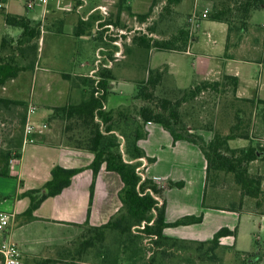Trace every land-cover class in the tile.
<instances>
[{
	"label": "crops",
	"instance_id": "obj_1",
	"mask_svg": "<svg viewBox=\"0 0 264 264\" xmlns=\"http://www.w3.org/2000/svg\"><path fill=\"white\" fill-rule=\"evenodd\" d=\"M230 1L232 0H187L185 3V0H179L168 4L166 0H48L46 4L39 2L34 8L28 9L22 0H0V8H4L6 13L25 16L29 25L23 32V28L8 25L4 17L0 30V43L3 35L10 38L14 47L9 50L12 51L14 62L26 66L16 76L0 85V98L6 100L0 102V117L10 118V121L0 120V128L8 125L14 128L18 123L21 126V137L19 133L13 132V137L7 138L11 155L19 152L20 156L8 163L7 175H0V209L13 213L11 223L5 230L0 231V239H12L21 249L22 261L29 256L38 258L53 255L58 246L68 244L81 231V223L86 220L93 225L105 223L121 205L118 191L123 185L118 172L102 166L94 178L90 201L93 172L89 164L94 154L87 149L69 145L64 128L57 132L47 127L35 134L34 142L23 143L28 104L36 105V111L30 115V119L35 122H47L48 116L53 112V106L77 102L87 93L86 84L80 87L82 92H79L77 87L71 89L68 84L67 92L64 93L65 87L55 83V79L63 84L65 81H72L75 75L95 77L93 71L98 60L110 68L114 76L107 81L105 108L128 104L136 93V82L133 76L118 78L115 75L113 61L118 59V50L122 52L123 49L133 48V35L147 33L146 28L155 20L156 15V30L153 34L147 33L148 35L167 38L169 34L177 33L181 29H188L190 32L187 50L170 52L187 53L192 41L198 39L194 34L201 26L209 39L210 28L217 26L225 30V50L228 30L226 22L212 20L208 16L200 18L198 26L194 28L188 17L193 12L199 14L205 9L209 10L210 14L213 9ZM257 9L251 11L240 40L230 36L228 52L232 56H225L224 51L225 58H238L241 63L257 62L264 65V23L254 24L251 21ZM193 29L195 30L192 31ZM37 31L39 35L35 34ZM47 36L52 38L51 42H55L57 46L65 42L69 43V46L74 44L87 50L83 54V61L79 63L80 66H71L70 63L69 70L64 68L56 71L53 69V60L59 58L47 55L43 59L44 62L39 61L42 60L39 49H44ZM89 36L95 39V46L88 42ZM90 47L93 50L90 51ZM258 49L260 52L257 56L241 54L243 51L256 52ZM89 52L91 53L88 54ZM74 58L75 56L71 55L64 60ZM87 60H95V66H89ZM62 63L68 64L66 61ZM162 64L168 66L167 77L170 83L164 80L165 83L183 87L178 85L177 73L171 70L170 65ZM130 72L133 73L132 67ZM222 74L237 76V96L264 98L260 93L263 85L260 86V91L254 90L250 83L242 79L238 70L231 71L223 67L217 69L214 76L202 77L199 80L217 79ZM114 81L122 82L130 91L135 89V93L132 92L123 98L117 96L114 91L117 83L114 85ZM63 94L65 100L60 102L59 98ZM146 129L148 134L139 140V145L147 156L154 157V161L148 162L146 157H142L141 166L146 176H158L159 179L155 181L165 186L162 196L158 197L160 204L164 203L165 220L172 222L188 214L202 215L200 222L167 226L163 229V234L180 239L206 241L211 239L219 228L227 227L231 233L220 237L219 246H227L228 249L233 247L236 253L243 254L264 248V173L251 171L253 167H257L258 160L261 159L264 163V159L259 156L246 164L250 174L262 176L260 187L263 192L255 197L242 195L240 186L235 181L238 188L235 191L237 194L233 195L231 191L235 190V184L233 187L230 180L229 184L223 180L225 175L232 173L214 170L207 176V159L197 144L187 139L174 141L171 133L160 123L150 121L146 124ZM70 133L69 131L68 134ZM234 139L237 142L232 145ZM234 139L228 141L229 146L233 148L249 144L254 146L257 141L255 138ZM241 139L245 141H240ZM258 141L264 146V139ZM56 164L83 169L72 176L71 183L61 192L47 196L41 201L33 211L34 219L25 220L20 214L28 207L30 198L24 192L32 188H42L50 179L51 169ZM168 181H182L183 185L170 186L167 185ZM42 191L46 189L42 188ZM249 258L250 256L247 259ZM33 259L35 258L28 260L27 264H33Z\"/></svg>",
	"mask_w": 264,
	"mask_h": 264
},
{
	"label": "trees",
	"instance_id": "obj_2",
	"mask_svg": "<svg viewBox=\"0 0 264 264\" xmlns=\"http://www.w3.org/2000/svg\"><path fill=\"white\" fill-rule=\"evenodd\" d=\"M179 0H166L171 4ZM236 2V4H234ZM264 0H232L213 9L208 15L212 20L224 21L228 24L227 44L225 56L231 57L230 36L240 40L242 30L247 27L251 11L260 8ZM5 22L8 25L29 28L25 16L6 13ZM156 20L146 28V32H155ZM264 28V26H262ZM147 33L134 34V46L129 51L146 53L145 60H140L139 67L146 70V77L136 83V93L128 104H121L115 108L106 109L107 81L113 78L111 69L102 65L97 68L95 77L79 76L87 85L86 95L77 102L58 106L55 112L65 115L66 141L69 145L91 151L94 157L89 164L93 172L90 186V201L93 194L94 178L99 169L104 166L107 170L119 173L123 185L118 191L121 205L110 218L102 224L93 225L88 220L81 223L83 232L70 243L58 246L53 255L33 259V264H80L93 248L103 245L107 236H113V243L107 246L110 260L100 264H118L123 258L124 251L135 245L141 250L139 239L147 237L153 247L149 263L153 264L154 252L161 250L165 253L180 242L196 244V251H215L220 245V237L231 233L227 227L219 228L213 237L206 241H195L169 237L163 234L167 226L185 225L200 222L202 215H184L175 221L165 220L164 203L160 204L158 197L162 196V186L153 178L145 175L141 166V158L148 162L154 157L147 156L139 145V140L148 134L146 124L150 121L160 123L167 129L173 140L187 139L199 146L207 159V176L214 170L232 173L240 186L242 195L255 197L261 190V175H252L246 164L257 157L264 159V146L260 144L243 147H230L228 141L234 138L252 139V123L254 112L258 105H262L264 112V98L240 97L236 95L238 78L232 74H222L217 79H202L187 87H177L166 84L168 75L167 64L151 68L149 66V51H186L190 40L188 29H181L177 33L169 34L167 38H156ZM39 35V31L35 33ZM12 40L2 36L0 43V85L26 68L14 62ZM10 49V50H9ZM8 50V52H6ZM11 53V54H10ZM211 89L223 95V106L217 111L213 123V135L205 140L200 134L192 131L191 126L183 117L182 108L186 103L198 96L202 91ZM6 101L0 98V102ZM71 132L68 134V132ZM21 137V134L19 133ZM20 156L19 152L14 153ZM11 150H0V175H7ZM83 167H64L56 164L51 169V177L42 188H32L24 193L29 196L28 207L20 214L25 220L34 219L33 211L41 201L50 195H55L71 183V178ZM167 185L182 186V181H168ZM145 245V243L143 242ZM138 245V246H137ZM140 247V248H139ZM133 258L129 255L127 258ZM244 259V258H243ZM247 258L244 259V263ZM22 264H27L26 262Z\"/></svg>",
	"mask_w": 264,
	"mask_h": 264
},
{
	"label": "rangeland",
	"instance_id": "obj_3",
	"mask_svg": "<svg viewBox=\"0 0 264 264\" xmlns=\"http://www.w3.org/2000/svg\"><path fill=\"white\" fill-rule=\"evenodd\" d=\"M2 1V0H1ZM187 0H185L186 3ZM236 4V2H234ZM6 15V10L4 8H0V30L2 29L1 25L3 24V18ZM153 15V14H152ZM158 19V16H155V20ZM251 21L254 24L264 23V2L260 8H258ZM211 34V39L208 38L207 34L203 32V27L201 26L199 30L194 34L198 39L193 40L192 44L187 53H178V52H170V51H156L151 50L148 53L151 54L149 56V66L154 67L158 66L162 63H168L170 65L171 70L177 73L178 77V85L186 87L189 86L192 82L201 79L202 77H211L215 75V71L217 69H222L226 67L231 71L238 70L242 75V79H245V82L250 83L254 90H259L260 86H264V65H260L257 62L254 63H241L238 58L235 59H227L224 57V45H225V30L221 29V27H213L209 29ZM172 34V33H171ZM90 35V34H89ZM52 38L46 37L45 47L44 49H39L40 55L42 53V61L46 58L47 55L51 57H57L58 60H53V69L56 71L68 69L69 66L74 65L75 67L80 66V62L83 61V54L86 53L87 50L79 48L76 45L72 48V45L69 46V43L63 42L62 44H57L55 42H51ZM214 39V41H213ZM88 42L91 46H95V39L93 37H88ZM73 49V50H72ZM42 50V51H41ZM93 50L90 47V51ZM89 51V50H88ZM119 53L117 55V60L113 61V69L115 70V75L118 78H123V76H133L134 81L137 83L139 80L146 77V70L142 67H139L140 60H145L146 53H139L137 51H128L127 49H123V53L118 50ZM233 51V50H232ZM260 52L258 49L256 52L243 51L241 54L249 55V56H257ZM89 52L88 54H90ZM126 54V55H125ZM148 54V55H149ZM75 56L74 60H64L68 56ZM125 55V57H122ZM224 60H226L224 62ZM229 60V61H228ZM237 60V61H236ZM66 61L68 64H63L62 62ZM89 61V66H95V60H87ZM103 62L106 60H102ZM71 63V64H70ZM70 64V65H69ZM101 60L97 62V66L101 67ZM95 67V69L97 68ZM131 67L133 69V73H131ZM97 71V69H96ZM96 71H93V75H96ZM130 72V73H129ZM129 73V74H127ZM94 77V76H92ZM63 80V79H62ZM61 80V81H62ZM167 83L169 82L168 77L165 78ZM59 86L64 88V93L67 92L68 84L71 85V89L78 88L79 92H82L83 81L80 79L79 75H75L72 81H65L62 84L58 83L57 78L54 81ZM117 83L114 88L116 91L115 94L121 98L128 97L131 93H135V89L130 91L128 90L122 82ZM129 83V82H128ZM136 84H134L135 87ZM262 86V96H264V88ZM88 88V87H87ZM86 88V90H87ZM133 89V88H131ZM65 96H61L59 98L60 102H63ZM223 95L213 92L211 89H207L202 91L198 96L193 98L191 101L185 104L182 108L183 117L186 120V123L191 126L193 132L200 134L204 137L205 140H209L213 131V119L220 109L223 106ZM58 106H53V112L48 116V128H53L57 132H60L65 129L64 124H69V121L66 120L65 115L61 112H55V108ZM262 105H258L254 112V118L252 123V136L255 138L254 140L256 144H260V139H264V112L262 111ZM21 112V111H19ZM18 117V116H17ZM19 119V118H18ZM0 120H9L10 118L0 117ZM19 123L14 125V128L11 125L1 127L0 131V150H6L9 148L7 145L8 136H12L13 132L16 134L20 131ZM65 131V130H64ZM13 137V136H12ZM252 138V139H253ZM240 141H245L241 139ZM232 145L236 144V139L232 140ZM264 173V163L258 160L257 167L252 168V172ZM223 180L229 184V180L232 183L233 187L235 184V190L231 192L233 195L237 194L236 188H238L237 183L234 180L233 175L224 176ZM235 192V193H234ZM83 227L81 231L74 236L69 243L74 240L76 237L83 232ZM113 236L109 234L107 239L105 240L103 245H99L97 248H93L85 259L83 258L82 262L88 263H96L100 264L104 260L109 262L110 255L107 249V246L113 243ZM141 250H139L134 244L131 245L130 249H126L124 251L123 258H120L118 264H151L149 263L148 256H150L151 251L153 250L152 245L150 244V240L147 237L139 239ZM145 243V245L143 244ZM138 246V245H137ZM140 248V247H139ZM206 247H202L201 251H196V244L189 242H180L177 244L174 249H169L165 253H161V250H156L154 252V260L153 264H264V248H259L256 252H248L246 254L236 253L235 249L232 247L228 249L227 246H219L215 251L206 250ZM44 253V252H43ZM133 255V258H127L129 255ZM247 262L244 263V259L248 258ZM41 257V256H40ZM32 258H37L34 256H29L23 258V261L26 263L28 260H32ZM39 258V257H38ZM244 258V259H243ZM63 264V263H56ZM109 264V263H108Z\"/></svg>",
	"mask_w": 264,
	"mask_h": 264
},
{
	"label": "built area",
	"instance_id": "obj_4",
	"mask_svg": "<svg viewBox=\"0 0 264 264\" xmlns=\"http://www.w3.org/2000/svg\"><path fill=\"white\" fill-rule=\"evenodd\" d=\"M28 9L35 7L37 3L46 4L48 0H22ZM209 10L205 9L201 13L193 12L189 17V22L194 24V28L198 26L200 18L208 17ZM193 29L192 31H194ZM98 60L97 62H99ZM98 68V67H97ZM96 68V69H97ZM96 69L94 71H96ZM36 111V105L29 103L26 111V120L23 127V143L35 141V134L41 132L48 127L47 122H35L30 119V115ZM14 153L10 156L9 162L15 161ZM159 179L158 176L153 178ZM13 213L0 209V231H3L11 223ZM0 264H22V252L18 245L10 238L3 237L0 239Z\"/></svg>",
	"mask_w": 264,
	"mask_h": 264
},
{
	"label": "water",
	"instance_id": "obj_5",
	"mask_svg": "<svg viewBox=\"0 0 264 264\" xmlns=\"http://www.w3.org/2000/svg\"><path fill=\"white\" fill-rule=\"evenodd\" d=\"M47 190V188H45Z\"/></svg>",
	"mask_w": 264,
	"mask_h": 264
}]
</instances>
